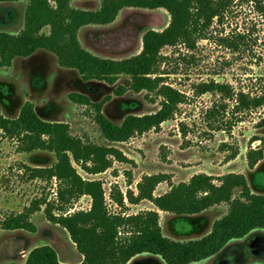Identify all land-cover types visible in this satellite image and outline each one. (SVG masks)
I'll return each mask as SVG.
<instances>
[{"label":"rangeland","instance_id":"obj_1","mask_svg":"<svg viewBox=\"0 0 264 264\" xmlns=\"http://www.w3.org/2000/svg\"><path fill=\"white\" fill-rule=\"evenodd\" d=\"M72 4L83 9L100 6L99 0H75ZM26 5L25 0L1 2L0 31L20 32ZM170 20L164 8L128 7L112 23L84 26L78 36L83 47L95 55L123 59L142 50L146 31H161ZM162 54L165 82L186 93L187 99L174 118L127 141H108L94 120L93 107L74 103L69 93L86 94L93 102L110 96L103 112L116 124H121L129 114L157 111L161 98L147 90L137 93L128 89L123 95H117L115 89L119 85H130L129 76H120L114 84L85 81L76 69L61 66L53 53L43 49L28 57L15 58L11 66L0 65L2 112L7 117H16L29 100L43 119L67 122L71 133L84 141L120 149L130 160L114 159L111 167L101 173L89 174L75 164L84 178L102 181L106 203L112 212L134 213L153 207L149 200L132 205L126 194L137 191V183L143 176L155 173L168 176L167 181L157 185V195L200 172L215 177L242 173L253 192L264 194V157L253 168L247 160L250 147L264 146L258 140L264 138V105L236 113L234 100L223 102L214 93H195L197 83L214 79L229 83L236 92L264 94V8L249 0H236L221 21H214L208 37L199 40L196 49L189 50L179 44L165 47ZM221 103L227 104L225 115L209 122L206 112L214 106L219 108ZM234 150L239 151L237 156L228 160L227 156ZM55 160L54 153L47 150L18 151L16 142L0 131V223L8 214L22 211L35 198H55L56 179L50 182L30 179L24 168L25 164L51 166ZM119 191L125 197L124 207L114 201ZM90 206L91 197L83 195L70 208L79 210ZM227 211L225 203L196 216L162 211L160 224L164 234L171 238L195 239L207 234ZM31 220L36 225L35 232L9 230L0 224V264H24L30 250L43 244L53 246L62 261L75 263L81 259L67 230L48 220L44 206L31 215ZM129 264L166 263L158 255L142 253ZM191 264H264V228L254 229L247 237L232 239L218 254Z\"/></svg>","mask_w":264,"mask_h":264},{"label":"trees","instance_id":"obj_2","mask_svg":"<svg viewBox=\"0 0 264 264\" xmlns=\"http://www.w3.org/2000/svg\"><path fill=\"white\" fill-rule=\"evenodd\" d=\"M18 1V0H0ZM27 5L24 26L18 33L0 31V65L11 66L17 57H28L43 49L53 53L61 66L76 69L83 80H100L114 84L122 75L129 76V86L119 85L117 95L128 89L134 92L147 90L161 98L160 108L143 115H127L121 124L111 121L103 112V105L110 99L104 97L93 102L80 92L69 93V99L81 105H91L94 120L104 137L111 142H124L135 135L157 129L174 118L187 95L165 82L161 65L165 59L162 50L167 46L183 44L196 49L197 42L208 37L214 21H221L236 0H99L96 9L73 6L75 0H25ZM246 0H237L242 2ZM260 9L264 0H249ZM164 8L171 17L168 26L161 30L150 29L143 36L142 50L131 57L113 59L100 57L83 47L79 40L82 27L95 24L107 25L115 21L124 8ZM198 95L214 93L223 102L234 100V111H251L264 105V94L251 95L236 92L229 83L214 79L195 85ZM226 103L211 107L207 120L215 121L226 113ZM0 131L16 142L17 150L53 152L56 160L51 166L24 165L30 179L58 185L55 198L39 197L20 212L8 214L1 226L5 229L36 231L31 215L44 206L48 220L59 224L69 233L83 259L75 264H127L142 253L160 256L166 264H191L218 254L232 239L243 238L256 228H264V194L251 190L242 173L230 172L222 176L205 172L196 173L188 181L172 184L170 189L155 195L157 185L167 181L165 173L147 174L137 183V193L126 194L130 204L149 200L156 209L137 213L112 212L106 203L103 183L84 178L75 164L89 174H97L111 167L114 159L129 161L117 147L84 141L71 133L70 124L64 121L45 120L37 113L33 102L27 100L16 117H7L0 106ZM264 144V138H258ZM226 146V145H224ZM238 150L227 156L235 158ZM264 157V146L250 147L248 165L253 168ZM216 180L218 182H216ZM239 193L236 194V191ZM88 195V209L72 210L73 202ZM125 206L120 191L114 197ZM228 204V211L217 219L211 230L195 239L178 240L164 234L159 210L177 215L199 214L213 206ZM24 264H68L60 260L56 249L43 244L34 247Z\"/></svg>","mask_w":264,"mask_h":264},{"label":"crops","instance_id":"obj_3","mask_svg":"<svg viewBox=\"0 0 264 264\" xmlns=\"http://www.w3.org/2000/svg\"><path fill=\"white\" fill-rule=\"evenodd\" d=\"M138 191V190H137ZM137 191L135 192L134 191V193L136 194L137 193ZM168 191V190H167ZM166 191V192H167ZM165 193V192H164ZM154 194H155V192H154ZM160 194H163V193H160ZM160 194H158V195H160ZM155 195H157V194H155ZM146 200V199H145ZM142 201H144V200H142ZM142 201H140L139 203H135V204H132V205H138V204H140ZM151 202V201H150ZM152 203V202H151ZM153 204V203H152ZM214 207V206H213ZM147 209H156V206L153 204V207L151 206V207H149V208H147ZM146 209V210H147ZM211 209V208H210ZM143 210H145V209H143ZM207 210H209V209H207ZM207 210H205V211H207ZM205 211H203V212H201V213H199V214H203ZM160 212H162V210H159V213ZM134 213H137V212H134ZM196 215H198V214H193L192 216H196ZM251 234V232L249 233V234H247L246 235V237L247 236H249ZM245 237V236H244ZM251 241V240H250ZM249 247H250V245H249ZM253 249V248H252ZM83 259V256L81 257V259L78 261V262H75V263H79L81 260ZM133 259V258H132ZM61 260V259H60ZM62 261V260H61ZM64 263H68V264H75L74 262H66V261H63ZM129 262H131V260L129 261ZM129 262L127 263V264H129Z\"/></svg>","mask_w":264,"mask_h":264}]
</instances>
